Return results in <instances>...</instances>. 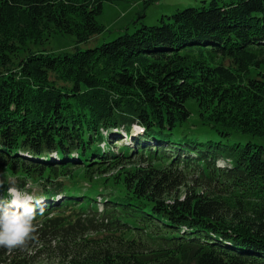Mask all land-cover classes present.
<instances>
[{"label": "trees", "instance_id": "trees-1", "mask_svg": "<svg viewBox=\"0 0 264 264\" xmlns=\"http://www.w3.org/2000/svg\"><path fill=\"white\" fill-rule=\"evenodd\" d=\"M104 1L0 0V199L32 179L111 201L107 222L65 216L69 202L35 217L0 264H264V0H210L153 25L139 13L133 31L79 48L104 31ZM53 33L76 44L36 49ZM96 172L111 189L80 191L78 173Z\"/></svg>", "mask_w": 264, "mask_h": 264}, {"label": "rangeland", "instance_id": "rangeland-1", "mask_svg": "<svg viewBox=\"0 0 264 264\" xmlns=\"http://www.w3.org/2000/svg\"><path fill=\"white\" fill-rule=\"evenodd\" d=\"M210 0H149L148 3H145V0H115V1H108L105 0L102 4V13L97 17V21L104 27V31L102 34L98 35L96 38L81 43L78 45L79 48L84 49L86 47L94 46L96 43L101 41H108L110 39L115 38L119 33H121L125 28H127L130 32L134 30V20L138 17V14L141 13L144 15V21L147 25H153L157 23V19L161 15H169L174 13L177 10L184 9L186 7H199L201 5H207ZM75 40L73 35L71 34H55L53 33L47 40L39 43L36 46V49L47 51V52H59L64 50H71L75 45ZM197 116H191L188 120L187 124H195L197 123ZM187 130L189 132L200 131L204 132V128L198 126H187ZM185 131V132H188ZM122 135V134H121ZM123 136V135H122ZM259 142L264 144V139H257ZM128 141V140H127ZM222 164V162H219ZM116 171L112 172H105L102 171L100 175L102 176H109L114 175ZM79 177L75 178L77 184L80 182L81 188L83 190H88L89 188H100V190H109L108 188L103 185L102 177L99 176V173L96 172L92 175V178L88 179H81L80 173H78ZM178 187L177 190H179ZM34 190H37L35 188ZM35 192L34 194H36ZM183 189H180V195H182ZM115 194V192H112ZM170 200V198L168 199ZM67 216V215H65ZM63 219V218H62ZM89 235V234H87ZM33 238V233H32ZM28 239V242L32 239ZM36 247H32L28 251L24 252V256L27 258H31L34 254ZM74 253V246L72 243L67 244L63 250L59 253L54 252V257L57 258L58 256H71ZM7 254H10L9 251ZM33 263L32 264H48L45 260L43 255L38 257H32ZM56 261H53L49 264H54ZM1 264H9V263H1Z\"/></svg>", "mask_w": 264, "mask_h": 264}, {"label": "clouds", "instance_id": "clouds-1", "mask_svg": "<svg viewBox=\"0 0 264 264\" xmlns=\"http://www.w3.org/2000/svg\"><path fill=\"white\" fill-rule=\"evenodd\" d=\"M42 204L31 191L9 188L7 200L0 203V247H20L32 238L34 219L44 211Z\"/></svg>", "mask_w": 264, "mask_h": 264}]
</instances>
